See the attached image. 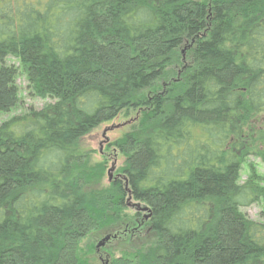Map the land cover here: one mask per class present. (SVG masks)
Instances as JSON below:
<instances>
[{"label":"trees","instance_id":"16d2710c","mask_svg":"<svg viewBox=\"0 0 264 264\" xmlns=\"http://www.w3.org/2000/svg\"><path fill=\"white\" fill-rule=\"evenodd\" d=\"M9 57L55 102L0 125V264H90L82 242L130 195L154 236L113 264H264V223L242 212L264 178L241 184L244 158L264 161V0H0ZM17 73L0 68V113ZM135 110L124 180L104 186L82 141Z\"/></svg>","mask_w":264,"mask_h":264},{"label":"rangeland","instance_id":"374dc122","mask_svg":"<svg viewBox=\"0 0 264 264\" xmlns=\"http://www.w3.org/2000/svg\"><path fill=\"white\" fill-rule=\"evenodd\" d=\"M181 50L183 58L186 60L187 51H185V48ZM3 66H13L18 71L16 86L18 88L19 102L9 112L0 113V125L13 117L25 115L32 110H42L55 102L53 99H41L32 95L27 75L18 59L9 57L0 62V68ZM180 77L181 73L176 75L173 81L181 79ZM167 87L168 81H163L158 92H162V88L166 89ZM153 94L154 91H149L147 95L152 98ZM262 96H264V85L262 86V92L259 95L254 94L252 99L259 100L263 98ZM140 121L141 115L135 110L127 116L123 114L112 122L102 124L83 139V147L90 152V164L92 166L97 164L100 166L104 161L107 163L102 185L108 186L116 179L124 180L123 175L119 173V169L124 165L125 157L114 143L137 129ZM254 124L259 129L262 123L256 121ZM111 168L114 171L111 182H108L107 171ZM254 175L264 178V161L254 156L245 157L241 170V184H244ZM127 199H129V205L132 203L140 204V202L133 201L132 197H127ZM263 211V204H252L242 208V212L250 219L264 223ZM145 214L148 215L146 212ZM126 215H128V218L119 225L100 232H93L82 242V248L87 252L90 264H105L107 259L109 260L108 264H113L115 260L122 256L149 248L154 236L150 226L147 224L139 230L140 220L135 216L134 210L128 208ZM107 237L112 238L110 241H106L103 246L98 247Z\"/></svg>","mask_w":264,"mask_h":264},{"label":"flooded vegetation","instance_id":"af4514ba","mask_svg":"<svg viewBox=\"0 0 264 264\" xmlns=\"http://www.w3.org/2000/svg\"><path fill=\"white\" fill-rule=\"evenodd\" d=\"M118 179H116L114 182H116ZM132 197V196H131ZM133 198V197H132ZM135 199L133 198V201H134ZM129 201V200H128ZM136 201V200H135ZM137 202H139V201H137ZM141 204V205H140ZM140 204H135V203H132V204H130L129 205V202H128V208H130L131 210H134V212H135V216L140 220V223H139V230L141 229V228H143L144 226H146L147 224H148V222H149V218H148V216H149V213H151V212H146V213H148V215H146L145 214V212L144 211H142V209H144L146 206L144 205V207H143V204L140 202ZM136 218V219H137ZM108 238V237H107ZM112 238V237H111ZM110 237H109V241H110V239H111ZM108 262H109V260L107 259L106 261H105V264H108Z\"/></svg>","mask_w":264,"mask_h":264},{"label":"water","instance_id":"95a60500","mask_svg":"<svg viewBox=\"0 0 264 264\" xmlns=\"http://www.w3.org/2000/svg\"><path fill=\"white\" fill-rule=\"evenodd\" d=\"M113 171H114L113 168H111L110 170L107 171L108 182H111V180H112V174H113ZM130 197H131V195L129 196V198H130ZM128 200H129V199H128ZM142 211H144V212H150V210H149L147 207H145L144 209H142ZM150 217H151V213H149L148 218H150ZM108 240H109V237L106 238V239L103 241V243L99 244L98 247L103 246L104 243H105L106 241H108Z\"/></svg>","mask_w":264,"mask_h":264}]
</instances>
